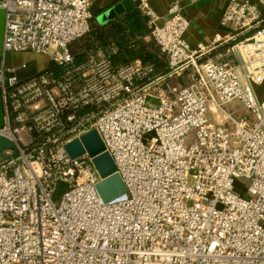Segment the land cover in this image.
Masks as SVG:
<instances>
[{
    "label": "built area",
    "instance_id": "1",
    "mask_svg": "<svg viewBox=\"0 0 264 264\" xmlns=\"http://www.w3.org/2000/svg\"><path fill=\"white\" fill-rule=\"evenodd\" d=\"M134 2L164 76L140 60L116 64L113 44L75 59L91 0H0V136L17 153L0 164V264H264V100L254 91L264 84V0H229L224 34L196 48L180 0L163 17ZM9 53L52 67L25 78ZM187 72L188 84H171ZM234 102L246 116L227 111ZM93 129L127 188L109 204L93 158L65 148Z\"/></svg>",
    "mask_w": 264,
    "mask_h": 264
},
{
    "label": "trees",
    "instance_id": "2",
    "mask_svg": "<svg viewBox=\"0 0 264 264\" xmlns=\"http://www.w3.org/2000/svg\"><path fill=\"white\" fill-rule=\"evenodd\" d=\"M148 36L146 21L134 6L105 25L92 21L90 32L74 42L71 51L75 59L82 62L89 51L113 44L119 49L113 58L116 64L140 60L143 64L154 65L156 77L164 76L168 65L157 45L151 39L146 40Z\"/></svg>",
    "mask_w": 264,
    "mask_h": 264
},
{
    "label": "crops",
    "instance_id": "3",
    "mask_svg": "<svg viewBox=\"0 0 264 264\" xmlns=\"http://www.w3.org/2000/svg\"><path fill=\"white\" fill-rule=\"evenodd\" d=\"M91 1V11L93 15L92 21L94 23H98L97 20L100 19L102 22V24L100 25H105L108 23L104 18L105 14L114 5L122 2L123 0ZM132 1L134 3V6H136L134 0ZM175 1L177 0H150V5L160 17H163L164 15H166L168 9ZM249 1L257 2L258 0ZM228 3L229 0H180V4L183 7V12L186 18L190 21V28L184 36V39L190 45V47L196 48L199 44L208 45L216 36L224 34L225 30L221 28L220 22ZM146 40L149 41L150 37L148 36ZM25 54L27 53H9V61L7 62V66L17 67L14 66L15 60L20 61L23 57H26ZM176 80L178 81V78L174 79V81ZM254 91L260 101L264 100V84L254 86ZM239 109L243 110V112L239 113ZM227 111L232 113L236 117L246 116L247 114L242 105L236 102L227 105ZM214 116L217 121L225 122L222 116H218L217 114H214Z\"/></svg>",
    "mask_w": 264,
    "mask_h": 264
},
{
    "label": "water",
    "instance_id": "4",
    "mask_svg": "<svg viewBox=\"0 0 264 264\" xmlns=\"http://www.w3.org/2000/svg\"><path fill=\"white\" fill-rule=\"evenodd\" d=\"M134 6L132 0H123L114 5L104 16L107 22L124 14ZM6 13L0 9V62L3 59V42L5 34ZM5 125V113L2 101L0 84V129ZM71 158H78L85 153L93 158L95 169L101 181L97 184V191L103 202L109 204L123 198L127 194V188L123 179L117 172V167L111 155L106 151L103 140L97 130L93 129L81 136L80 139L71 141L65 146ZM14 150V143L3 136H0V164L9 160V156L4 153L6 150ZM16 151L14 155H16Z\"/></svg>",
    "mask_w": 264,
    "mask_h": 264
},
{
    "label": "rangeland",
    "instance_id": "5",
    "mask_svg": "<svg viewBox=\"0 0 264 264\" xmlns=\"http://www.w3.org/2000/svg\"><path fill=\"white\" fill-rule=\"evenodd\" d=\"M97 22L99 24H102L101 20L98 19ZM26 57H23L20 61H16L14 63V66H20L21 71L19 72V75L22 77H29L31 75H35L39 72H42L50 67H52V61L50 60L49 57L44 56V55H37L34 53H27L25 54ZM9 61V57L7 56V62ZM189 72L185 73L181 77H178V81H174L172 79L170 82L171 84L176 86V85H185L189 83ZM239 113H242L243 110L239 109ZM248 186V182L245 180H241L237 182V190L241 191L243 194L245 193V187ZM64 191V188L62 185L58 187L57 193L54 195V200H58Z\"/></svg>",
    "mask_w": 264,
    "mask_h": 264
}]
</instances>
